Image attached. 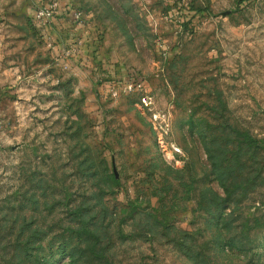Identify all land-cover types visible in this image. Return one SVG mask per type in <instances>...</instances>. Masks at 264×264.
Wrapping results in <instances>:
<instances>
[{
	"label": "rangeland",
	"instance_id": "374dc122",
	"mask_svg": "<svg viewBox=\"0 0 264 264\" xmlns=\"http://www.w3.org/2000/svg\"><path fill=\"white\" fill-rule=\"evenodd\" d=\"M48 1L0 0V264H264V0Z\"/></svg>",
	"mask_w": 264,
	"mask_h": 264
},
{
	"label": "built area",
	"instance_id": "2783aa9c",
	"mask_svg": "<svg viewBox=\"0 0 264 264\" xmlns=\"http://www.w3.org/2000/svg\"><path fill=\"white\" fill-rule=\"evenodd\" d=\"M60 15V0H49L44 6H39L35 9L33 19L35 22L40 24H48L58 18ZM74 20H81L80 14L78 12H73ZM133 85L127 86V91H132ZM2 127V122L0 121V128Z\"/></svg>",
	"mask_w": 264,
	"mask_h": 264
},
{
	"label": "trees",
	"instance_id": "16d2710c",
	"mask_svg": "<svg viewBox=\"0 0 264 264\" xmlns=\"http://www.w3.org/2000/svg\"><path fill=\"white\" fill-rule=\"evenodd\" d=\"M243 137H244L245 143L250 144L253 142V140L248 135L244 134Z\"/></svg>",
	"mask_w": 264,
	"mask_h": 264
}]
</instances>
